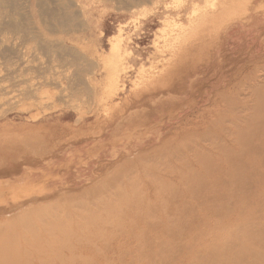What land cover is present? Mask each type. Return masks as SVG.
<instances>
[{
  "label": "bare ground",
  "instance_id": "bare-ground-1",
  "mask_svg": "<svg viewBox=\"0 0 264 264\" xmlns=\"http://www.w3.org/2000/svg\"><path fill=\"white\" fill-rule=\"evenodd\" d=\"M211 1L208 0V4H216L215 0ZM234 1L226 3L224 0L223 4L230 6ZM240 1L237 4L243 3L245 8V3ZM149 3L152 4L150 0ZM262 3L258 2L259 6H263L259 8H264ZM212 4L211 7L214 6ZM78 5L76 0H0V156H11L6 163L46 167L60 164L63 159L73 163L78 156L87 154L92 157L86 164L94 163L93 167H87V171L93 172L102 161L107 160V156L119 155L115 145L126 149L136 141L132 145L135 151L131 152L135 156L124 158L125 166L111 178L113 181L116 179L118 185L116 192L114 187L111 190L118 195L142 190V196L130 202L122 201L114 208L116 214L121 204L127 207L120 215H111L110 230L114 236H110L107 247H112L114 252L138 243H154L158 235L181 239L182 234L175 237V230L184 226L182 214H195L198 208L205 205L199 203L200 200L219 198V191L210 192L200 185L204 184L205 177L201 181V175L195 172H192L193 176L189 172L186 183L181 187L167 185V182L176 183L175 175L180 170V162L188 163L194 156L193 151L211 154L212 148L218 147L223 151L219 159L221 164H224L225 157L231 169L236 170L228 174L224 187V191L234 198L221 199L218 202L220 206L236 205L244 192L247 195L252 193L253 197L247 200L257 203L261 209L260 219L264 218V179L263 176L254 178L260 172V165L256 163L252 168L248 167L257 152L263 153L264 160V86L259 88L264 82L260 77H264V63H258L259 60L252 64V59L249 71H244L246 67H239L223 89L210 94L203 107H198L196 101L190 102L191 99L184 96V90L188 92L199 88V77H192L199 63H210L212 58L222 55L221 35L229 28L227 20H231L230 13L233 14L230 9L242 10L243 18L242 5L223 6L221 10L216 6L209 9L210 5H207L209 11L205 7L202 10L207 12H201L200 16H196L199 7H193L196 17L189 19L191 22L188 25L177 23L176 26L175 23L176 29L170 26L175 33L171 31L170 40L166 35L167 43L164 40L168 49L163 51V46L161 50L168 55H162V68L158 71L138 70L139 77L133 80L129 90L126 55L130 53L131 37L125 36V30L119 28V33L109 39L107 54H99V51L95 54L82 43L85 37L82 35L91 32L93 27ZM102 69L105 76L98 74ZM253 101L258 108L257 112L253 110L254 115L258 118L244 119L243 108L253 107L250 103ZM160 106L169 108V111L174 107L173 114L179 107H189L193 113L188 118L185 116L186 119L170 132H153L156 123L152 125L147 120L156 114ZM240 134L243 136L239 150L237 147L235 150L228 149V140ZM111 138L113 141L110 142ZM151 140L157 145L149 146L147 142ZM111 144L115 145L108 151L107 147ZM147 146L152 150H148ZM140 158L143 163L135 165L131 171L132 163ZM167 161V165L155 167V164ZM226 173L220 174L219 178ZM78 179L77 182H87ZM142 179L159 185L158 188L163 190L161 196L149 198L151 191L144 187ZM108 184L109 179L97 183V186L105 188ZM153 201L160 206H155ZM259 222L263 232L264 222ZM102 235L108 237V232ZM81 238L85 243L86 240ZM245 247L249 248L239 253L242 264H264L262 247ZM166 255L156 252L154 260L137 259L132 264H158L167 258ZM175 258L166 261L174 264ZM123 264H131L129 257L125 256Z\"/></svg>",
  "mask_w": 264,
  "mask_h": 264
},
{
  "label": "rangeland",
  "instance_id": "rangeland-1",
  "mask_svg": "<svg viewBox=\"0 0 264 264\" xmlns=\"http://www.w3.org/2000/svg\"><path fill=\"white\" fill-rule=\"evenodd\" d=\"M76 1L93 27L91 32L82 33V36H85L82 43L95 54L97 51L99 54H107L106 52L110 50L109 39L119 33V28L125 30V36L131 37L132 40L128 47L130 53L128 52L129 54L126 55L128 60L126 65L129 68L126 80L129 90L131 83L139 77V72L142 69L144 71L157 69L158 71L162 68V55L166 57L168 54L163 53L161 49L164 46L163 51H167L166 35L169 38L172 37L171 34L175 33L174 24L188 25L192 18L207 12V5L211 7L213 0L210 2L211 4H208V0H150L152 4L149 3V0ZM140 1H143V4ZM239 1L235 0L230 6L226 4L227 2L223 4L224 0L213 1L217 5H212L220 10L223 9V6L231 8L234 4L236 7L241 4L244 14L241 18L242 10L238 12L240 11L238 8H231L233 11L230 9L233 12V14L230 13V19L233 21L227 20L226 25L229 28L221 35L223 36L222 55L212 58L210 63L200 62L195 73H192V77H199V88L188 92L184 90V96L191 99L190 102L196 101L194 103L198 107L201 105L203 107L207 103L209 97L216 92L214 90L223 89L240 68L246 67L243 68L244 71H249L252 59H254L252 64L259 60L261 61L258 63H264V57H261L264 56V8L262 5L259 8V4L264 3V0H251L250 2L241 0L240 2L245 3V8L243 3L237 4ZM116 2L120 3H118V7ZM196 3L199 5L195 6ZM205 3H207L205 6L207 10L204 11L202 9H205L203 6ZM221 3L222 5H220ZM193 7L196 9L201 7V11L199 8L198 11L194 8L197 11L196 16V12L192 11ZM118 8L120 9L118 10ZM235 9L239 17L236 15ZM246 10L247 13H245ZM189 14L193 16L190 17ZM249 18L251 19L249 20ZM170 26L173 28L171 29ZM100 73L105 76L103 69L98 74ZM260 77L264 81L263 75ZM261 83L259 88L264 86V82ZM250 103L253 107L243 108L244 119L246 117L258 118L254 115L258 111V108L254 106L256 101ZM173 108L172 111L170 108V112L169 108L160 106L156 114L148 118L147 121L150 124L156 123L153 132H170L180 121L185 120L193 113L189 107H179L175 111V115L172 113L174 112ZM238 109L236 108V111ZM248 114L249 116H247ZM173 115L175 116L173 117ZM242 136L243 134H240L229 139L228 149L235 150L237 147L239 150ZM111 141L113 138L110 139ZM147 143L150 144H148L149 146L157 145L152 140ZM133 144H136V141H133ZM133 144L126 149L122 148V145L111 144L108 146L107 150L110 151L115 145L114 149L116 148L119 155L107 156V160L102 161L100 167L93 172L87 171L89 165L92 167L94 165L92 161L86 164L92 157L87 154L78 156L73 163L71 161L68 163L67 159H63L60 164H51L46 167L38 164L10 165L6 162L11 159V156H0V264H123L125 256L129 257L132 264L137 259L154 260L156 252L167 254L166 259L176 257L174 264H242L243 261L240 259L239 253L249 248L245 246L255 245L264 249V231L260 230L259 222L260 220L264 222V218L260 219L261 209L257 203H249L247 200L250 199L249 197H253V194L247 195L244 192L240 203L230 207L220 206L218 203L221 199L234 198L232 194L224 191V187L227 185L228 174H233L236 171L231 169V165L225 157L224 164H221L219 159H221L223 151L218 147H213L211 154L204 151H193L194 156L188 163L180 162V170L175 175L176 183L167 182V185H174V188L181 187L186 183L189 172H191V176L195 175L192 173L195 172L201 175L200 180L205 177L204 184L200 185L207 191H219L217 193L219 198L200 200L199 203L205 205L198 208L195 214L192 212L182 214L184 226L175 230V237L182 234L181 239L158 235L154 243H138L132 247L121 248L117 252H114L112 247H107L110 236H114V232L110 230L111 215L118 216L127 210V207L121 204V209L115 214V206H118L122 201L130 202L131 199L142 196V190H134L124 195H118L111 190L112 187H114L113 191L118 190L116 179L113 181L111 178L113 179L114 173L119 174L125 166L123 159L135 156L134 153H131L135 151V148H132ZM149 146L147 149L152 150V147ZM257 153L254 156V161H251L248 167L252 168L256 163L260 165V172L254 178L263 176L264 179L263 153ZM142 163V158L136 160L131 165V171L135 165ZM168 163L169 161L157 163L155 167L165 166ZM225 172H227L226 175L220 179V174ZM77 178H79L78 180L85 179L87 182H77ZM108 179L109 184L105 188L97 186V183L101 184ZM143 183L144 187L151 191L149 198L154 199L161 196L163 190L158 188L159 185H153L146 181ZM261 192L259 193L260 197ZM153 202L155 206H160L155 201ZM237 213L241 215H236ZM103 232H108V237L102 235ZM81 236V239L86 240L85 243L80 240ZM124 252L127 254L125 255ZM262 255L264 256V253ZM166 259L158 264H170L171 262Z\"/></svg>",
  "mask_w": 264,
  "mask_h": 264
}]
</instances>
